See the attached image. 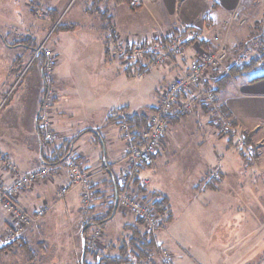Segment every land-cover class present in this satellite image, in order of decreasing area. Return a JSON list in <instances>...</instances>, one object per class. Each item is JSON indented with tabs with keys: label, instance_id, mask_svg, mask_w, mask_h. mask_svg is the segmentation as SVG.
<instances>
[{
	"label": "crops",
	"instance_id": "1",
	"mask_svg": "<svg viewBox=\"0 0 264 264\" xmlns=\"http://www.w3.org/2000/svg\"><path fill=\"white\" fill-rule=\"evenodd\" d=\"M0 1L3 2V5H7L5 2L9 3L4 0ZM26 1L28 3L25 8L29 11V7L32 8V5L30 4L29 6L30 0ZM248 1L257 2L260 0H159L139 8H130L126 4H121L114 8V15L111 13V31L113 30L115 35L125 34L128 37L132 36V39L141 35H163L172 32L171 38L162 37L154 41V44H156L161 43L158 41L177 40L183 37L190 28L199 27L204 29L203 35L208 41L211 40L209 36L212 33L207 32H212V28H216V17L222 18L228 14L230 15L236 9H241L243 3ZM91 3V0H85V4L87 5L85 13L83 11L87 17L85 23L89 29H96V33L100 35L101 32L106 30L105 23L97 14L87 12ZM42 6H46V9L48 8L47 15L50 21L54 23L59 18V14L58 10L53 7V0L47 1ZM123 6L126 7L118 10V8ZM0 8L3 9L4 7L0 6ZM136 9L139 10L136 11ZM203 14L204 17L206 15L211 17L199 23ZM211 18L214 20L213 23L209 21ZM234 36L233 42L238 39L236 35ZM246 36H243L242 40ZM2 37L4 36L1 35ZM96 39L91 46H96L95 51L87 55L83 54L76 61H80L81 64L86 59L93 62L103 61L99 58L105 59L107 56V58L109 57L107 62L120 67L121 64L118 61L114 62V58L104 52L101 43L104 42L106 45V40ZM130 39L127 38V43L134 44V41ZM121 44H124V42ZM5 45L6 42L4 43L0 40V56L6 54L5 48H7V45ZM120 46L118 44L112 46V50H118L121 48ZM91 47H87V49L90 50ZM193 47L189 45L185 50L187 56L184 55V58L178 57L177 59H172L165 66L163 69L164 80L169 78L170 82L165 83L164 88L176 76H180L187 71L189 63L185 65L184 60L192 57L193 49L195 51L198 50L196 45ZM48 48L53 52L56 63V58L59 54L55 52L54 48L49 46ZM107 49L106 47V51ZM12 58L10 57L8 65V61L0 57V75L4 76V79L0 77V179L8 182L13 180L16 173H27L46 166L44 160L52 153V147L60 146L65 140L69 139L68 137L71 134L68 132L71 131L69 130L71 127L67 122H72L70 121L72 117L70 113L71 106L69 103L65 104L60 100V94H64L61 90H65L66 82L62 81L55 88V82L60 80H57L53 73L46 74L45 56L40 57V60L33 58L34 62L39 61V63L35 71L32 93L31 91L29 93L32 97L29 100L30 102H19L11 106L6 105L8 100L6 101V97L3 96L2 84L6 78L10 79L9 87L12 84L13 75L11 66L14 62ZM153 65H148L150 66L149 72L152 70ZM73 66L75 69V65ZM76 72L80 76L75 75L73 79L75 80V84L71 83L70 85L72 88L76 87V96L80 99L87 98L90 102L100 97L108 98L110 95L108 91L99 94L95 92L93 76H91L87 69L84 70L82 68L80 71L76 70ZM127 78H134V76L127 75ZM42 83L45 84L43 85ZM50 84L53 88H50ZM218 96L219 104L224 113L232 120L233 128L238 133L246 135L250 140L247 143L256 147L257 154L253 160H247L249 162L245 167L240 157H245L246 155L247 158V153L244 150L237 149L239 151L237 154L239 155L236 157L233 144L225 145L221 138H218L214 132L210 131L209 129H211L210 126L212 125L211 123L209 125L208 115L197 110L191 115L194 116L192 117L194 122L190 126L199 133L204 132L205 135L201 134L203 138L196 143L199 146V149L196 151V160L189 161L183 157L184 152L181 153L184 145L178 149L183 140L176 138V131L172 133L170 125L163 141L162 149L157 154L153 166L143 169L140 173L141 180L149 179L147 187L151 192H158L169 199L173 219L156 234L157 243L161 250L167 253L169 264H264V247L258 245V243L255 244L256 241L253 240V234L250 231L251 228H249L251 224L247 225V228H249L247 232L242 230L247 209H249L252 202L260 201L262 205L261 209H264V204L262 203L264 201V71H262V68H258L243 76L232 78ZM117 99L108 100L113 103V109L109 115L106 114L104 125L100 128H87L85 130H91L92 132L82 135L81 133L85 131L82 130L74 137H78V140L74 145L72 154L67 160L76 159L91 173L94 189L93 206L101 204L96 201L95 195L97 190L105 188L107 186L106 183L110 179L113 181L114 178H117L118 180L124 168L123 160L127 143L123 140L118 126L111 123L109 118L112 113L125 107L128 108V113L135 111L131 109L129 104H125L121 108L116 107L118 104ZM60 101L62 102L61 106H59ZM153 108L155 107L153 106ZM95 109H97L96 105L92 104L88 109V113H96ZM67 110H69V113ZM42 113L48 114L51 120L52 130L50 129V131H53L56 137V144L54 143V146H44L42 143L46 131L39 127ZM179 124L181 122L175 125L178 126ZM106 126H109L108 133L104 131ZM39 128L42 130L41 132ZM116 131L119 133L118 135H116ZM89 133L100 138V141L93 142L88 140L84 142ZM233 139L236 141V137H233ZM231 150L232 156L230 155ZM179 153L180 157L178 159H172L173 155ZM241 153L245 155H241ZM178 166L180 167L178 168ZM216 170L221 174L220 180L213 179L215 173L218 172ZM223 176L225 180H222ZM64 184H67L66 173L65 170H61L49 180L28 188L20 197L21 205L29 212L47 206L46 214L41 218L42 220L40 219V223L23 235L24 247L28 249L26 250L27 255L31 256V260L34 261L32 264H44L48 258L51 261L50 264H83L84 260H79L77 256L79 245L78 247L76 246V251L73 249L74 252L70 250L67 252V254L69 253L68 257L71 259L68 260L69 263L65 262L64 259L67 256L62 249L59 250L57 247V251H59L57 252V256V253L55 254L51 250L47 252L44 250L47 248L49 241L53 243L52 238L46 236L49 239L47 240L43 237L45 231H53L55 233V240L59 239L56 237L58 232L54 230L55 225L53 221L58 202H55L56 198H54L51 188H56L55 192H57L56 195L59 197V189ZM78 208L76 213L73 212L76 211L75 209L66 208L68 209V217L71 213H75L77 227H79L73 231L72 239L74 242L77 233L80 232L81 238L83 236L82 223L87 213L82 201ZM92 211L90 214L93 213ZM50 212L53 214L52 216H49ZM257 213L258 211L256 210L254 213H251L248 221L252 216L257 215ZM79 216L81 217L79 218ZM118 216L121 218L119 234H125L124 228L126 225H136V219L133 215L125 216L118 209L114 218L106 226ZM9 224L10 217L0 207V253H2V244L8 232ZM182 225L186 227H182ZM96 229L102 233V241L97 244V250L100 252V255L117 256L119 252L116 246H119L118 243L121 237L115 240L114 237L106 234V227L104 230ZM139 229L143 232L147 231L145 226H141ZM91 234L93 233L89 235L91 236ZM88 238L87 244L89 250H91L90 248L92 247ZM55 246H60V242L59 245L56 244ZM39 251H41V254ZM53 256H56V258L54 257L55 259H53ZM88 256L86 264H95L94 258L90 254ZM159 256L164 257L162 253ZM238 256L239 260L237 261ZM233 257L236 259L235 261ZM240 258H244L245 261H240Z\"/></svg>",
	"mask_w": 264,
	"mask_h": 264
},
{
	"label": "rangeland",
	"instance_id": "2",
	"mask_svg": "<svg viewBox=\"0 0 264 264\" xmlns=\"http://www.w3.org/2000/svg\"><path fill=\"white\" fill-rule=\"evenodd\" d=\"M4 1H8L9 3L5 2V4L7 5H3V2L0 1V6L4 7L3 9L0 8V33L5 37L7 41L6 43L7 46L5 45L7 48H5L6 54L1 55L0 57L3 60H7L8 65H9L10 57H13L12 59H14V62L12 63L11 66L12 75H13L12 84L9 87V83H10L9 78H6L2 84L3 96L6 97V101L8 100L6 104L7 106L16 105L19 102L29 103L30 102L29 100L32 98L29 93L30 91L32 93L35 71L39 61H35V62L33 61L35 55V53H33V50L27 48L26 46H14V43L17 40L25 36L35 37L37 39V42L39 43L46 42L49 47L54 48L56 50L55 52L59 54L58 57L56 58V63L53 68L54 70L52 69L51 72L53 73L54 76H56L57 80H60L58 82H55V88H57L62 81L66 82L65 90H61V92L64 94H60V100L65 104L69 103V105L71 106L70 113L72 117L70 121L72 122H67L71 127V129H69L71 131L66 130L69 131L68 132L69 134H71L68 137L69 140L73 139L82 130H85L87 128L93 129L95 127L100 128L102 125H104L106 114L109 115L111 110L113 109L112 107L113 103L109 102L111 100H116L118 98L117 99L118 104L116 107H120V108L124 107L125 104H129L131 106V109L135 112H129L127 114L147 113L148 115H150L155 108H153V110L150 111H148V109L153 106L156 107L159 104L161 94H163L164 84L170 82L169 78H167V80H164L163 69L165 68L166 65L160 67L153 65L152 70H150L149 72L148 69L150 66L148 65L150 64L147 62V60L144 59V56L139 57L133 55L132 53L131 54L129 53L130 55L125 54V51L127 48H129L128 46L131 45H133L134 47L142 46L144 43H147L146 45H153L155 40L160 39L162 37L169 39L172 36V32H168V34H163V35L162 34L161 35L152 34L148 36L141 35L140 37H135V39H132L131 38L132 36L128 37L125 34L120 35L117 32L118 35H116V40H117L116 45L117 44L121 45L120 46L121 48L118 50H112L111 56L114 58L115 60L114 62L118 61L121 64L120 67L114 66L116 64H112L111 62H107L109 58V57L107 58V56L105 57V59L99 58L103 61L93 62L92 60L86 59L81 64L80 61H76V59L78 57H82L83 54L87 55L95 51L96 46L95 47H91V46L93 45L92 43H94V41L97 40L96 38L105 41L106 37L111 35L106 31H103L100 33V35H98L96 33L97 32L96 29L88 28V26L85 23L87 17L86 14H84L87 6L85 4V0H53V7L56 10H58V14H59V18L55 20L54 23L50 21L49 16L47 15L48 8L46 9V6H42L46 15L44 13H40V15L34 13V10L37 9V7H39L37 3L44 1H45L44 3H46L47 1L50 0H39V2L37 0H34V2L36 3H33L32 6L33 8L29 7V11L28 9L25 8L27 7L26 5L28 3L26 0H4ZM30 4H32V0L29 1V6ZM145 4L148 5L149 3L146 2ZM145 4L143 5V7L146 6ZM41 5L42 4L40 3V6ZM126 5L130 6V8H133L130 4H126ZM104 6H109V8L111 9V13L114 15L115 6L111 1H107L106 3H104ZM124 7L126 6L118 8V10H122ZM138 10L139 9H136V11ZM238 10L241 12L236 14ZM231 13L230 15L228 14L222 18L216 17L217 19L215 20L216 28L215 29L212 28L213 30L212 32L210 31L207 32V33H212L209 36L211 40L207 41L204 38L203 28H199V27L194 28L196 29V31L202 34L198 46L199 48L207 52V51H215L221 46L229 47L230 50H232V60L227 61L226 62L227 66L224 67L223 69L211 72L210 77L204 80L201 86L193 90V93L191 94L192 97L186 96L184 102L180 101L177 107L175 106V109L176 108L178 109V107H180L181 112L178 113H182L183 115L181 120L179 121L181 122V124H179L178 126L172 124L170 129L172 130V133L176 131V135H175L176 138H178L179 140L180 139L183 140L182 143H180V146H178V149L182 148V146L184 145V147L181 149V153L184 152L183 157L188 159L189 161L196 160V151L199 149V146H197L196 143H198V141L203 138L201 134L205 135L204 132L199 133L194 128L192 129V127L190 126V124L194 122V120L192 119V117L194 116L191 115L197 110L202 111L208 115L210 121L209 125L210 123L212 125L210 126L211 129L209 130L214 132L218 138H221L222 142L225 145H228L230 143L233 144L234 148L233 147L232 148L235 151L234 153L236 157L239 155L237 154V152L239 151H237L235 147V140L233 139L231 132L227 133V131L223 129V125L225 122L223 123L220 120L221 115L219 114V112H216L218 111V105H220L219 100L204 105L206 104L204 101V96L206 95V93H214L216 95V99H219L218 93L214 91V89L216 88V84L214 83L218 79H220V77L225 75L228 71V68L238 60L237 58L238 53L236 52L237 49L243 50L242 51L243 53L241 54L244 55L243 56L244 61H246L247 58H245V56L247 55L248 60L255 57L254 58L255 61H257L259 64L264 65V1L263 0L257 2L248 1L246 3H243L241 9L240 8L236 9ZM208 17L211 16L206 15L204 17L203 14L200 19L201 21L199 23L204 22V20L206 18L208 19ZM209 21L213 23L214 20H212L211 18V20ZM203 27H207V26H203ZM234 35L238 37V39H236L235 42H233L235 39ZM243 36H246L244 40H242ZM127 38L129 39L131 38L132 40L131 39L130 40L134 41L133 42L134 44L127 43ZM2 42L5 43L4 40H2ZM123 42L124 44H121ZM101 44H102V48L104 49V52H106L105 43L102 42ZM192 44L193 45L190 46L195 47L194 45L195 42H192ZM111 45L112 44L109 43L108 46H110L113 49ZM98 46L101 47L100 45ZM87 47H91V49L89 50L87 49ZM186 49L187 47L183 50L184 55H186L185 52ZM192 51H193L192 57L184 60L185 65L188 63L189 65H191L192 62L196 60L198 51H195V49H193ZM75 54L76 56H74ZM51 58L55 61L53 52ZM177 58L178 57H175L173 59H177ZM38 60L40 59L38 58ZM47 60L48 58H46V62ZM137 62H140L138 63L139 65L138 64L136 65ZM73 65H75V69ZM140 65L145 67L146 70L137 71ZM129 67L134 68L133 70H135V72L132 71L130 75L127 72V69ZM82 68L84 70L87 69L90 72L91 76H93L92 78H93V83L95 85V92L99 94V93H103L104 91H108L110 94L108 98L100 97L99 99L94 100L96 102L95 103L94 101L90 102L87 98L80 99L78 96H76L77 95L76 87L74 86V88H72L70 85L71 83L75 84V80H73L75 78V75L80 76V74H78L76 70L80 71ZM46 74H50V72ZM127 75L131 77L134 76V78H127ZM0 77L4 79L3 75H0ZM50 88H53L51 84H50ZM187 98L188 100H186ZM61 101L59 103V106L62 105ZM92 104L96 105L97 109H95L94 111L97 112L94 114H89L88 109L91 107ZM67 112L69 113V110H67ZM229 120L232 123V120L231 119ZM118 128L121 132V135H123L121 128L120 127ZM104 131L108 133L109 126H106ZM51 132L53 133V131ZM118 134L119 133L116 131V135ZM87 135L89 136L85 138L84 142L88 140L95 142L100 139L97 136L93 135L92 133H89ZM238 135H242V134L238 133ZM229 140L232 142H230ZM54 143L56 144L55 141L53 142V144ZM230 155L232 156V150L230 151ZM241 155H245V154L241 153ZM255 155L247 154V158L246 155L245 157L241 156L240 158L242 164L246 167V165H248L247 163L250 160H253ZM179 157H180V153L177 155H173L172 159L176 160ZM248 159L249 161L247 162ZM124 165H125V161H124ZM179 167L180 166H178V168ZM215 174L219 175V179L216 178L213 179L220 180L221 178L220 172L218 171ZM223 179L224 176L222 180ZM55 190L56 188L53 189L51 188V191L53 192V196L54 198H56L55 202H58L57 211L54 214L53 221L55 225L54 230L58 232V234H56V237L59 238L57 239L59 241L55 240V233L53 231H48V230L45 231L43 237L47 240L49 239L46 236L52 238L54 245L52 241H49L47 243L48 245L47 248H45L44 250H46L45 252L51 250L56 254L57 252H59L57 251V247L59 248V250L62 249L65 255L67 256V258L64 260L66 263H69L68 260L71 259L68 257L69 253L67 254V252L69 250L71 252H74V250L76 251V246L78 247L79 245V247L77 248V253H78L77 256L79 260H82L83 256L81 252L83 250V244L81 243V239H83V237L82 238L80 237L79 235L80 232H79L76 234L77 236L75 240L76 243L72 239L73 231L79 228L77 227V219H76V215L74 214L78 211L79 209L78 207L80 206L81 201L86 211H88L89 208L88 206L85 205L83 201L81 189H75L71 191L63 199L57 197L56 195L57 192H55ZM150 192L151 191L149 190V193ZM262 203L264 204V201ZM70 205H74V206H70ZM67 207L76 210L73 211L75 213H71L69 217L67 214L68 213V209H66ZM261 208L262 205L260 201L252 202V204H250L249 209H247L246 212V219L242 227V230L247 232V230L251 228L250 231L253 234V240L256 241L255 244L258 243V245L264 247V241H263L264 240V209L262 210ZM255 210L258 211L257 215L252 216L250 218L251 220L249 219L248 221L250 214L254 213ZM119 212L125 216L130 215L127 213V211L123 209H119ZM52 215L53 214L50 212L49 216ZM88 215L89 214L86 213V218H84L83 220L82 228L85 227L84 223L86 222V220L89 221L92 216V214H90L88 220ZM80 217L81 216H79V218ZM40 219L31 220L29 225L23 228L22 230L23 235L24 233L34 229L42 220ZM120 219H121L120 216H118L113 222H111L108 226H106L105 229L106 234H108L111 237H114L115 240H118L119 237H121L119 240L126 239V237L129 235L127 231H125L124 235L119 234V230L121 227V225H119ZM248 224H251L249 228H247ZM182 227H186V226L182 225ZM92 230H95L93 233L99 231L98 229H96V227H94ZM23 235L20 238L19 242L12 244L10 247L2 248V253H0V264L34 263V261L31 260L32 257L27 255L26 250L28 249L24 247ZM87 237H89L88 241L90 243V246L92 248L95 247V249L98 247L97 244L100 243V241H102V233L100 234V236L97 237V240L93 239L90 235H87ZM59 242H60V246H55L56 244L59 245ZM117 248H119V246L118 247L116 246V249ZM39 253L41 254V251H39ZM57 255L58 253L56 254V256ZM56 256H53L52 258L55 259ZM153 258L155 264H161V262L164 260V258H162L161 256H157V257L153 256ZM233 260L235 261L236 259H234L233 257ZM238 260H239V256L237 257V261ZM241 260L243 262L244 258L242 259L240 258V261ZM50 262L51 261L48 258V260L44 264H50ZM168 262L169 261L166 260V264Z\"/></svg>",
	"mask_w": 264,
	"mask_h": 264
},
{
	"label": "built area",
	"instance_id": "3",
	"mask_svg": "<svg viewBox=\"0 0 264 264\" xmlns=\"http://www.w3.org/2000/svg\"><path fill=\"white\" fill-rule=\"evenodd\" d=\"M130 1L132 6H140L144 5L146 2L155 3L159 0ZM38 6L39 7H37L34 12L39 15L40 13L46 14L42 5ZM239 12L241 11L238 10L236 14ZM201 36L202 34L196 31V29L190 28L183 37L177 40H166L162 43L147 45L156 56L155 65L158 67L169 64L175 57H184L183 50L191 45L192 42H195L194 45L198 48V55L196 60L189 65L184 74L175 77L172 82L163 89V94H161L159 104L155 107L153 112L148 115L147 126L142 135L140 145L135 143L134 136L125 122H120L118 126L121 128L123 139L127 143V149L124 157L125 165L118 180L120 186L118 208L127 211V213H130L136 219L143 220L150 231H156L158 229L159 218L153 208L143 202L140 198H137L133 193L135 191L134 184L136 180L144 185L148 184V180L144 181L140 179V173L143 169H147L154 164L155 157L162 149L163 141L170 127L168 124L170 117L178 112H181L180 107L175 109V106L177 107L180 101L184 102L186 96L192 97L191 94L193 93V90L201 86L204 80L210 77L211 72L223 69L227 66L226 62L232 60V50H230L229 47L221 46L215 51L207 52L199 48L198 46ZM47 46L46 42L40 43L34 55V59H38L42 56L51 57L52 54L48 50ZM147 50V47L145 48L143 46H139L132 48L129 53H132L135 56L143 57V54ZM246 57L247 55L245 58ZM242 59L244 58L242 57ZM53 68L54 61L51 59L46 62L47 73L50 72L51 74ZM186 100H188V98ZM217 100L219 99H216V95L214 93H206L204 96L206 104L204 105ZM216 112H219L221 115L220 120L223 123L225 122L223 129H225L227 133L231 132L232 137H236V149L244 150L249 155H255L256 147L249 145L244 135H238L220 105H218V111ZM41 119L40 127L42 130L51 129V120L48 117V114H43ZM53 142L54 135L51 131H48L45 138L42 140V143L44 146H48ZM61 170H65L69 183L60 187L59 198L63 199L71 191L79 188L82 190V198L85 205L88 206V208L91 207L92 175L85 168V166L79 162L72 164L69 169H66L65 167L50 168L48 166H42L31 172L16 173L13 180L10 182L0 179V207L10 217V224L8 227L9 231L3 241V247H10L12 244L19 242L23 235V228L29 225L31 220H39L46 214L47 206L36 209L32 213L26 211L20 203V197L23 192L37 183L49 180L54 174L59 173ZM214 178L219 179V175L215 174ZM98 234V232L93 233L91 234V237L97 240ZM162 254L164 255V260L161 264H166L168 255L166 252H162ZM141 264H155L154 258L142 261Z\"/></svg>",
	"mask_w": 264,
	"mask_h": 264
},
{
	"label": "trees",
	"instance_id": "4",
	"mask_svg": "<svg viewBox=\"0 0 264 264\" xmlns=\"http://www.w3.org/2000/svg\"><path fill=\"white\" fill-rule=\"evenodd\" d=\"M37 1L39 2V0ZM91 1H92L91 6L89 7L87 12L97 14L104 21L105 29H106L105 31H108V33L111 34L110 36L106 37L105 42H106V47L108 48L106 54L111 55L112 48L108 45L110 43L112 44L111 46H115L117 40L113 30L110 31L112 28L111 9L109 8V6H104V3H106L107 1H112L113 5L116 7L121 4H130V0H91ZM44 2H42L41 4H44ZM33 3L36 2L32 0V4H31L32 6ZM37 4L40 5V2ZM1 35L2 34L0 33V37ZM2 38L1 39L7 43L6 39L4 37ZM158 42L162 43V41H158ZM38 44L39 43L37 42V39L35 37L25 36L17 40L14 43V46H26L27 48L33 50V53H36ZM142 46L148 48V50L143 54L144 59L147 60V62L150 65L155 64L156 56L153 54V51H151L146 44H143ZM132 48H134V46H129V48L126 49L125 54H129ZM242 51L243 50L241 49H237L236 52L238 53L237 56L238 60L228 68V71L225 75L220 77V79H218L214 83L216 84V88L214 89L216 93L219 94L232 78H235L237 76H243L247 73L257 70L258 68H262V71H264V65L259 64L257 61H255L254 59L255 57L248 60V56H247L246 61H244V59H242L243 57V54H241L243 53ZM138 63L140 62H137L136 65ZM133 69L134 68L131 67L127 69L129 75L131 74L132 71L135 72V70ZM143 70H146V68L143 67L142 65H140V67L137 69V71H143ZM150 110H153V107H150L148 109V111ZM127 113H128V108L127 107L122 108L119 111L112 113L110 115L109 121L113 124H116L117 126H119L120 122H125L129 126L130 131L134 136L135 143L140 145L142 140V135L147 126L148 114L147 113L127 114ZM182 115H183L182 113H177L173 115L172 117H170L168 124L169 125L176 124L181 120ZM40 128L39 131L41 132L42 130ZM88 132H92V131L85 130L81 134L83 135ZM244 136L246 140L250 142V140L246 137V135ZM77 140L78 137L70 140L68 139L65 140L60 146L52 147L53 148L52 153L46 157V159L44 160V164H46V166L50 168H57L63 165L72 154L74 145L76 144ZM48 146H54V144L50 143ZM77 162L78 161L76 160V163ZM106 184L107 186L105 188L98 189L95 195L96 201L101 204H98V206L90 207L87 211L89 215L91 210H93L92 211L93 213L90 220L88 215V220H89L88 224L85 227H83L82 237L86 241L85 257L83 264L87 263V257L89 254L93 256L95 264H141L142 261H147L153 258V256H159L162 252H165L161 250L160 246L158 245L156 234L159 231H161V229H163V227L173 219L169 199L165 195H162L155 191L149 193L147 185H144L137 180L134 184L135 191L133 193L136 195L137 198H140L143 202H145L151 208H153L154 212L159 218L158 229L156 231L147 230L143 232L139 228L141 226H144L145 224L144 221L135 218L136 225H126L124 228V230L127 231L129 235L126 237V239L120 240L119 248H118L119 255L114 257L103 256L100 255L99 251L97 250V248L95 249V247L91 249L92 251L89 250L87 244V235L93 233L90 231H92L94 227L104 230L106 224L114 218L113 213L115 211V204H116L115 202L116 198L114 193L115 186L119 193H120V186L117 178H114L113 181L110 179ZM82 256H83V250H82ZM167 264H169V262Z\"/></svg>",
	"mask_w": 264,
	"mask_h": 264
},
{
	"label": "bare ground",
	"instance_id": "5",
	"mask_svg": "<svg viewBox=\"0 0 264 264\" xmlns=\"http://www.w3.org/2000/svg\"><path fill=\"white\" fill-rule=\"evenodd\" d=\"M130 5H131V2H130ZM132 6V5H131ZM143 5H140V6H132L133 8H139V7H142ZM47 48H48V46H47ZM48 50L51 52V54H52V51L48 48ZM37 51V50H36ZM45 58H48V60H47V62L49 61V60H51L52 58L51 57H49V56H45ZM53 60V59H52ZM54 61V60H53ZM54 65H55V61H54ZM41 116V115H40ZM48 131H50V129L49 130H46L45 131V134H44V138H45V136H46V133L48 132ZM53 134V133H52ZM54 135V134H53ZM56 140V138L54 137V141ZM255 151H256V149H255ZM257 152V151H256ZM72 164H76V161L75 160H69V161H66L63 165H61V166H59V167H65L66 169H69L70 167H71V165ZM68 172V171H67ZM67 178V177H66ZM44 182V181H43ZM69 183V180L67 179V184ZM115 185V184H114ZM115 190L117 191V189H116V186H115ZM91 191H92V201H91V207L93 206V196H94V189H93V186H92V179H91ZM116 191H115V198H116ZM117 201H118V204H119V192L117 191ZM115 202H116V199H115ZM128 214H130V213H128ZM131 215V214H130ZM88 224V221L86 222V223H84V226H86ZM144 226L147 228V226L144 224ZM148 229V228H147ZM99 233L98 234V236H100V234H101V231H96V233ZM167 259H169V258H167Z\"/></svg>",
	"mask_w": 264,
	"mask_h": 264
},
{
	"label": "water",
	"instance_id": "6",
	"mask_svg": "<svg viewBox=\"0 0 264 264\" xmlns=\"http://www.w3.org/2000/svg\"><path fill=\"white\" fill-rule=\"evenodd\" d=\"M117 209H118V201H117V191H116V204H115V211L113 213V217L116 215ZM82 244H83V257H82V261H83L85 257V244H86L85 239H82Z\"/></svg>",
	"mask_w": 264,
	"mask_h": 264
}]
</instances>
